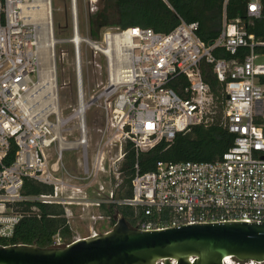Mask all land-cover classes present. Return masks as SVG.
Wrapping results in <instances>:
<instances>
[{
    "label": "built area",
    "instance_id": "built-area-1",
    "mask_svg": "<svg viewBox=\"0 0 264 264\" xmlns=\"http://www.w3.org/2000/svg\"><path fill=\"white\" fill-rule=\"evenodd\" d=\"M86 1L95 13L99 0ZM41 2L50 7L45 27L28 12ZM70 5L77 103L64 118L52 0H0V239H11L23 219L38 213L37 204L61 206L68 224L78 212L81 218L93 212L95 224L109 223L96 215L98 209L129 207L142 216L136 228L143 231L193 223H264V25L261 35L249 32L257 21L264 22V0L248 3L246 19L224 17L219 36L209 44L197 35V23L185 22L168 34L108 28L98 41L82 38L78 0ZM82 44L104 56L109 71L106 86L89 103ZM202 65L212 68L221 86L222 125L234 136L233 145L215 162H159L146 173L137 163L132 195H122L127 148L138 160L160 142L172 144L177 135L214 121L218 97L204 81ZM177 75L188 82L180 94L167 87ZM97 104L105 124L92 149L86 111ZM71 123L76 128L66 136ZM65 152L74 157L71 167L64 162ZM25 179L52 192L24 195ZM53 240V248L70 244L59 234Z\"/></svg>",
    "mask_w": 264,
    "mask_h": 264
},
{
    "label": "trees",
    "instance_id": "trees-1",
    "mask_svg": "<svg viewBox=\"0 0 264 264\" xmlns=\"http://www.w3.org/2000/svg\"><path fill=\"white\" fill-rule=\"evenodd\" d=\"M102 8L89 15L90 37L98 41L101 31L108 28L127 29L140 27L152 29L159 34H168L181 22L199 25L197 35L206 43H212L220 34L224 17L228 21L246 19V8L251 0H101ZM263 21H257L249 32L261 35ZM219 52L216 55L219 57ZM204 81L215 94L218 109L214 121L208 126H196L188 134H179L172 144L164 141L152 150L139 155L134 149L127 148L124 167L125 181L122 195L131 196L130 181L134 166L138 163L142 173L155 170L159 162H215L233 145L234 136L222 125L221 86L207 65L201 66ZM188 82L182 76H174L167 87L178 94L181 87ZM16 148L13 147L11 155ZM52 188L31 179H25L22 193L24 195L50 194ZM38 213L26 217L17 227L15 235L9 239H0V245H36L40 248H52L54 237L59 234L66 244L73 241L70 224L64 217V210L58 205L37 204ZM120 213L127 223L136 227L142 218L129 207L102 206L96 215L108 218L109 225L114 226V216ZM167 225V221H163ZM111 230V229H110Z\"/></svg>",
    "mask_w": 264,
    "mask_h": 264
},
{
    "label": "water",
    "instance_id": "water-1",
    "mask_svg": "<svg viewBox=\"0 0 264 264\" xmlns=\"http://www.w3.org/2000/svg\"><path fill=\"white\" fill-rule=\"evenodd\" d=\"M109 232L66 247L0 245V264L264 263L263 222L193 223L143 231L117 213Z\"/></svg>",
    "mask_w": 264,
    "mask_h": 264
},
{
    "label": "rangeland",
    "instance_id": "rangeland-1",
    "mask_svg": "<svg viewBox=\"0 0 264 264\" xmlns=\"http://www.w3.org/2000/svg\"><path fill=\"white\" fill-rule=\"evenodd\" d=\"M70 0H52V11L54 19V35L59 42L56 45L58 61V83L64 86L59 89L60 106L63 117L68 118L72 113V108L77 103L74 46L69 42L73 38L70 18ZM102 8V1L99 0L98 10ZM97 10V11H98ZM88 5L86 0H78L79 31L82 38H90ZM102 32V31H101ZM93 40V39H92ZM81 67L82 80L85 94V101L90 102L92 97H96L101 89L106 86L109 78V71L106 59L102 55H95L85 44L81 45ZM86 124L89 131V142L94 149L100 141L101 129L105 124V117L99 104L86 111ZM76 124L71 123L65 127L64 135L67 136L69 130L75 129ZM77 138H69L75 140ZM79 157V155H78ZM64 162L71 167L74 165V157L70 153H64ZM80 158V157H79ZM81 212L76 213V218L71 221L73 241L90 236L93 232L103 234L109 232L112 226L107 220L93 223L90 220V212L81 218ZM91 226L94 230H91Z\"/></svg>",
    "mask_w": 264,
    "mask_h": 264
},
{
    "label": "bare ground",
    "instance_id": "bare-ground-1",
    "mask_svg": "<svg viewBox=\"0 0 264 264\" xmlns=\"http://www.w3.org/2000/svg\"><path fill=\"white\" fill-rule=\"evenodd\" d=\"M48 11H50V7H48L45 3L41 2L40 4L34 6L33 8H29V11L28 12H30L31 14H33V17L39 23H41V25L43 27H45L46 24L48 23V20H47ZM48 45L49 46L51 45V42L50 41H49ZM116 72H117V70L114 69L113 76L115 75ZM226 264H233V263H226Z\"/></svg>",
    "mask_w": 264,
    "mask_h": 264
},
{
    "label": "clouds",
    "instance_id": "clouds-1",
    "mask_svg": "<svg viewBox=\"0 0 264 264\" xmlns=\"http://www.w3.org/2000/svg\"><path fill=\"white\" fill-rule=\"evenodd\" d=\"M250 264V263H249ZM251 264H253V262H251ZM255 264V263H254Z\"/></svg>",
    "mask_w": 264,
    "mask_h": 264
}]
</instances>
